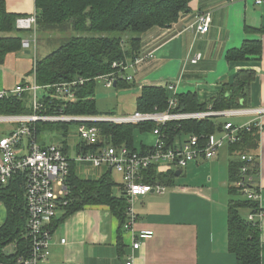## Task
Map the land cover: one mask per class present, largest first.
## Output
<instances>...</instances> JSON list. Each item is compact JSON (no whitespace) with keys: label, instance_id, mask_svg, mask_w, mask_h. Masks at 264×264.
<instances>
[{"label":"trees","instance_id":"obj_1","mask_svg":"<svg viewBox=\"0 0 264 264\" xmlns=\"http://www.w3.org/2000/svg\"><path fill=\"white\" fill-rule=\"evenodd\" d=\"M191 0H36L38 13L37 32L39 30H60L63 34L74 32L58 49L48 56L37 59L32 72L36 84L40 87L71 83L84 79L83 85H77L72 93L78 101L63 105L62 102H51L44 98L42 114L55 116H98L95 100L96 86L101 77L114 75L116 90H127L135 87L133 79L134 66L137 59L142 58L143 38L155 28H170L179 20L181 14L189 10ZM22 16L10 14L7 11L6 0H0V63L9 53L23 49L22 39L5 36L15 32L16 20ZM247 35L264 36V28L253 29L245 26ZM131 34L127 41L124 35ZM60 38V37H59ZM263 44L261 40H247L241 48L229 50L226 61L243 62L254 57L261 59ZM203 59V58H202ZM201 59V60H202ZM131 72V73H129ZM131 77L128 81L127 78ZM254 71L238 72L231 84H224L221 92L210 100L202 101L196 92L188 91L178 94L167 87L146 86L140 89L136 99V112L155 113L169 109V102L175 98L177 106L174 113L224 112L245 109L249 88L255 80ZM49 93L54 91L46 90ZM25 98L8 97L0 100V116L32 115ZM219 118L208 117L203 120H187L170 123L162 127V133L173 144L182 137L196 136L200 140L222 131L225 123ZM50 124L39 122L35 124L37 137ZM64 124V123H62ZM68 130L67 124H64ZM101 132L103 145H113L129 148L134 147V131L152 132L156 124H110L97 123ZM242 140L230 146L232 153L241 155L239 161L231 162L229 167L230 181H240L241 173L247 167V177L251 181L247 187L259 189L260 163L259 157L250 154V150L258 147L259 134L254 128L252 132H243ZM67 147V141L63 142ZM146 146H141L145 149ZM84 152L89 149L80 146ZM243 155L252 156V162L241 160ZM247 178V179H248ZM174 174L157 173L152 167L144 174V182L151 185L174 186ZM233 184V183H232ZM69 195L64 203H59L58 216L53 221V232L69 217L88 207H108L112 215L119 221V241L127 222V212L130 207L128 198L122 193V187L108 171L99 178H84L77 173L76 166L71 164L67 180ZM121 191L119 195L115 190ZM232 196H240L229 203L228 214V245L229 251L237 258L238 264H261V223L250 221L249 215L256 214L259 204L249 200L240 187L230 186ZM66 203V204H65ZM0 204L7 213L6 221L0 225V264H14L18 257L28 255L30 240L27 238L28 212L25 203V187L22 178L12 180L9 185L0 188ZM247 210V216L242 214ZM15 245L17 253L6 251Z\"/></svg>","mask_w":264,"mask_h":264},{"label":"crops","instance_id":"obj_2","mask_svg":"<svg viewBox=\"0 0 264 264\" xmlns=\"http://www.w3.org/2000/svg\"><path fill=\"white\" fill-rule=\"evenodd\" d=\"M6 6L10 14L17 16L37 12L36 0H6ZM201 15H206L209 22L206 34L198 33L196 29V21ZM245 26L264 28V5L257 6L253 0H191L189 10L181 14L172 27L155 28L144 36L143 60L129 73L140 84V89L172 85L178 94L192 91L202 101H207L217 96L224 84H231L238 72L254 71L256 77L250 85L245 109L264 108V36L247 35ZM17 32H26L29 36H19ZM45 33L50 32L17 29L5 35L19 37L31 46L7 54L0 63V92L34 80L37 36ZM247 40H261V59L251 57L247 61L228 63L227 52L241 48ZM199 53L203 59L193 64L191 59ZM25 98L30 100L29 94ZM229 118L225 122L239 126L255 120L264 124V118L261 120L256 115ZM137 131H134V147L151 146L143 142L137 146ZM258 134V147L250 150V154L259 157L258 185L264 213V132ZM152 139L155 144L157 139L154 136ZM79 144L73 153L68 142L67 147L64 144L57 146L67 154L75 155ZM240 156L225 147L214 159L193 162L185 169L156 166L157 173L174 174V186H164L163 193L151 192L135 199L133 210L137 221L132 231L123 229L122 241H119L120 223L109 208L88 207L69 217L53 232L51 256L45 264H125L132 254L134 264H238L236 256L229 251L228 214L230 201L243 198L242 195L232 196L229 191L230 186L238 183H231L229 167L231 162H238ZM72 164L77 170L79 163ZM178 171L181 173L176 176ZM116 174L119 180L115 181L122 187V176ZM0 208L4 209L3 215L0 209L1 225L6 221L7 213L2 204ZM241 212L245 216L250 214L247 210ZM146 230L153 231V237L134 251V238ZM261 259L264 264V219L261 223Z\"/></svg>","mask_w":264,"mask_h":264},{"label":"built area","instance_id":"obj_3","mask_svg":"<svg viewBox=\"0 0 264 264\" xmlns=\"http://www.w3.org/2000/svg\"><path fill=\"white\" fill-rule=\"evenodd\" d=\"M235 1V0H232ZM247 2L249 0H240ZM255 5H264V0H253ZM38 13L17 18L16 27L23 31H36ZM197 32L206 34L209 31V22L206 15L198 17ZM193 29V26L191 27ZM36 42V41H34ZM31 43L24 42L23 47L30 49ZM203 58L201 53L196 54L191 62L198 63ZM143 59L139 58L130 66L133 67ZM36 66V61H35ZM35 69V67H34ZM34 80L20 84L10 91H1L0 100L8 97L25 98L30 96L32 115L25 116H0V188L10 184L16 178H22L25 187V203L28 212L27 238L30 240V252L28 255L18 257L14 264H45L51 256V242L53 238L52 224L58 216L59 203H64L69 195L67 180L70 175L72 163L92 164L94 167H108L122 176V193L128 198L130 207L127 212L128 220L123 229L132 231L136 224L137 216L133 210V202L136 198L146 196L151 192L163 193L165 187L151 185L144 182V174L152 167L164 166L167 168L185 169L189 164L200 160H212L225 147H230L242 140V133H250L255 128L259 133L264 132L262 121H252L245 125H235L225 122L222 131L210 135L204 139L196 136H187L186 139H177L172 145L168 137L162 133V127L170 123H179L187 120H203L208 117H238L256 115L264 118V108L239 109L224 112H197V113H174L177 100L171 99L169 109L165 112L141 113L135 112L129 116H55L42 114L44 98L51 102H62L66 105L78 101L72 90L77 85H83L85 80L80 78L71 83L54 86L40 87ZM106 80L108 87H112L116 78L114 75L101 77ZM128 81L131 77L127 78ZM53 90L49 93L46 90ZM174 90V86H170ZM40 90H44L39 97ZM64 123L78 124V136L80 144L77 146L75 155L67 154L63 148L55 145H40L35 134V124ZM156 124L152 134L157 141L145 149L129 148L128 146L115 147L103 145L101 132L97 123L110 124ZM80 146L89 149L84 152ZM252 156L243 155L241 160L252 162ZM248 168H242L243 179L236 186L249 199L259 204L256 214L249 215L250 221L258 220L262 223L264 213L260 203V189L251 190L247 185L251 181L246 175ZM248 178V179H247ZM66 204V203H65ZM151 230L141 231L133 240V250L137 251L142 243L152 238ZM66 241L63 239L62 243ZM12 251L7 249L8 254L17 253L15 245ZM135 256L130 255L125 264H134Z\"/></svg>","mask_w":264,"mask_h":264},{"label":"rangeland","instance_id":"obj_4","mask_svg":"<svg viewBox=\"0 0 264 264\" xmlns=\"http://www.w3.org/2000/svg\"><path fill=\"white\" fill-rule=\"evenodd\" d=\"M19 36H29L26 32H17ZM74 32L64 33L59 30H54L51 33H45L42 36H37V56L38 59H42L53 51L58 49L64 42H66L70 37L74 36ZM132 36L131 34L124 35L125 41ZM60 37V38H59ZM34 52V51H33ZM33 57L35 54H32ZM106 80H98L96 86V95L95 100L97 103V110L99 112L98 116H129L133 115L136 112V99L140 94V84L137 83L135 87H132L127 90H116L115 88H110L105 85ZM44 90H40L38 95L42 97ZM25 103L27 107L30 105V100L25 98ZM233 118V117H232ZM231 118H219V122H225ZM235 121V119H234ZM51 127H47L42 130L38 136V143L40 145L56 144L62 145L64 141H67L71 146V153L75 150V146L80 142L78 136V124L72 123L68 126V130H65L66 127L62 123L50 124ZM4 125H0V128H4ZM152 132L140 133L137 131L136 140L137 146L140 147L141 142L146 145L154 144L152 139ZM155 137V136H154ZM156 138V137H155ZM223 150V149H222ZM221 150V151H222ZM220 151V152H221ZM109 171V168L104 167H94L92 164H79L77 166V173L84 178H99L101 175H104ZM114 180H119V176L112 173ZM115 194L119 195L120 191L115 190ZM2 215L4 212L3 208ZM2 224V223H1ZM12 251V248L8 249Z\"/></svg>","mask_w":264,"mask_h":264},{"label":"water","instance_id":"obj_5","mask_svg":"<svg viewBox=\"0 0 264 264\" xmlns=\"http://www.w3.org/2000/svg\"><path fill=\"white\" fill-rule=\"evenodd\" d=\"M115 86V85H114ZM180 173H181V171H178L177 173H176V176H179L180 175Z\"/></svg>","mask_w":264,"mask_h":264}]
</instances>
